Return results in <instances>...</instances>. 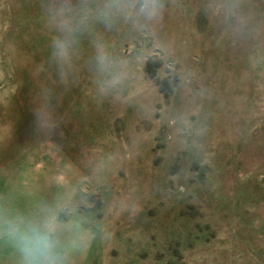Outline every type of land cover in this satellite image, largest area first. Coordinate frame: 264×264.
I'll return each mask as SVG.
<instances>
[{
    "label": "rangeland",
    "instance_id": "rangeland-1",
    "mask_svg": "<svg viewBox=\"0 0 264 264\" xmlns=\"http://www.w3.org/2000/svg\"><path fill=\"white\" fill-rule=\"evenodd\" d=\"M58 3L0 0V209L67 202L74 264H264V0L227 22L223 0H165L147 28L92 23L63 77ZM95 42L128 61L118 90ZM0 264H21L7 239Z\"/></svg>",
    "mask_w": 264,
    "mask_h": 264
},
{
    "label": "clouds",
    "instance_id": "clouds-1",
    "mask_svg": "<svg viewBox=\"0 0 264 264\" xmlns=\"http://www.w3.org/2000/svg\"><path fill=\"white\" fill-rule=\"evenodd\" d=\"M165 0H81L73 6L59 0L49 16V23L59 33L52 40V55L60 64V74L70 67L78 35L88 32L92 23L111 30L120 22L147 28L161 15ZM224 20L236 16L237 0H223L219 6ZM248 19L237 18V30L248 27ZM95 67L101 91L118 90L127 78L128 61L108 51L106 44L95 42ZM67 202L39 208L30 215H9L0 209V239H7L21 256V264H74L72 253L83 248L80 233L72 234L71 222L60 220Z\"/></svg>",
    "mask_w": 264,
    "mask_h": 264
}]
</instances>
